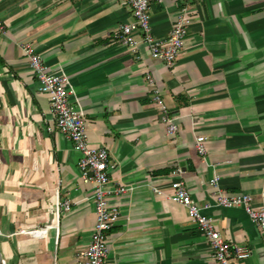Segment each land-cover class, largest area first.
Returning a JSON list of instances; mask_svg holds the SVG:
<instances>
[{
  "label": "crops",
  "instance_id": "obj_1",
  "mask_svg": "<svg viewBox=\"0 0 264 264\" xmlns=\"http://www.w3.org/2000/svg\"><path fill=\"white\" fill-rule=\"evenodd\" d=\"M264 0H161L148 9L150 30L165 37L177 13L191 16L182 48L166 67L144 44L135 51L113 37L130 21L118 0H0V257L5 264H75L94 225L90 185L79 158L36 90L20 44L48 72L68 78L70 104L87 141L107 148L109 186L132 189L115 202L118 221L105 233V264H216L184 208L167 198L180 179L229 246L249 255L230 264H264V241L239 207L212 205L208 180L226 194L264 206ZM149 77L152 83H147ZM175 113L165 134L154 88ZM48 128V132L45 131ZM205 137V155L194 136ZM178 168L180 174L171 172ZM54 169L56 173H54ZM161 192H159V191ZM71 203L53 220L55 199ZM113 202L114 200H110ZM56 224L57 236L28 231ZM19 230H23L20 232Z\"/></svg>",
  "mask_w": 264,
  "mask_h": 264
},
{
  "label": "built area",
  "instance_id": "obj_2",
  "mask_svg": "<svg viewBox=\"0 0 264 264\" xmlns=\"http://www.w3.org/2000/svg\"><path fill=\"white\" fill-rule=\"evenodd\" d=\"M118 2L129 10L130 21L117 24L114 39L133 51L140 42L146 46L151 58L161 61L166 67L171 66L180 53L191 16L181 10L176 14L166 36L155 37L150 30L148 9L151 4H159L161 0H118ZM262 10L264 11V5ZM5 35L6 26L0 18V36ZM20 49L37 82V92L45 94L48 98L49 111L57 130L71 142L73 149L79 154L77 169L81 182L90 185L89 198L93 201L94 225L85 248L78 253L75 264H105L108 254L105 233L117 223L119 216L115 200L130 192L132 187L123 184L109 186L108 175L114 169L112 160L105 146L93 145L87 141L80 113L70 104L67 76L61 72H48L39 54L33 52L27 44H20ZM146 80L147 83H152L149 77ZM148 98L158 107L159 121L164 124L165 134L174 136L177 132L175 113L169 111L162 103L160 91L155 87ZM45 131L48 132V128H45ZM204 141L203 135L194 136L195 152L202 158L205 155ZM54 173H56L55 169ZM171 174L177 176L180 171L175 168ZM208 189L212 205L241 208L250 222L257 226L264 241V206L254 207L251 197L246 193H224L217 175H212L208 180ZM168 191L167 198L184 208L189 223L206 240L211 257L216 264H230L232 260H240L249 255L245 248L229 246L224 242L219 232L214 229L212 222L202 212L211 204L196 205L180 179H173ZM261 194H264V190ZM111 199L114 201L111 202ZM70 207L71 203L68 199H55L54 208L51 211L54 222L56 223L60 213L69 211ZM47 230H52L56 239V224L41 226L28 232L41 237ZM19 231L23 232V230ZM0 264H5L1 257Z\"/></svg>",
  "mask_w": 264,
  "mask_h": 264
}]
</instances>
